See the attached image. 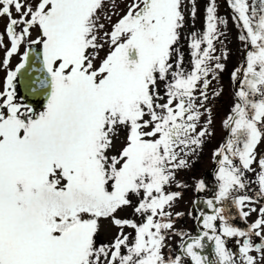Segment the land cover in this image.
<instances>
[{"label":"snow or ice","instance_id":"obj_1","mask_svg":"<svg viewBox=\"0 0 264 264\" xmlns=\"http://www.w3.org/2000/svg\"><path fill=\"white\" fill-rule=\"evenodd\" d=\"M180 5L130 0L126 11L106 14L105 0H0V18L7 17L0 33V67L6 70L0 90V264H186L183 257L191 264H264V207H249L253 197L235 195L248 187L245 173L251 172L264 197V158L256 154L264 142V0L259 15L256 8L249 13L247 0H231L246 57L233 73L243 78L224 121L230 137L214 154L219 191L215 202L207 201L213 214L204 216L202 235L180 245L181 254L163 251L173 229L166 209L181 195L166 187L175 179L173 169L187 165L181 153L206 135L197 132L202 113L194 93L202 83L206 99L209 74L215 78L224 67L210 66L219 60L212 55L214 6L207 9V31L192 37L193 70H183L182 57L173 63L184 20ZM24 45L21 62L10 69ZM33 46L41 67L28 87L30 95L43 97L36 107L18 100L15 83L30 66ZM204 188L198 181L197 191ZM230 199L242 218L257 213L247 230L230 223L226 207H217ZM126 207L142 222L119 218ZM102 219L119 231L110 243L98 244ZM126 227L134 235L125 234ZM227 238L237 239L239 258ZM205 239L214 242L213 261L201 254Z\"/></svg>","mask_w":264,"mask_h":264},{"label":"rangeland","instance_id":"obj_2","mask_svg":"<svg viewBox=\"0 0 264 264\" xmlns=\"http://www.w3.org/2000/svg\"><path fill=\"white\" fill-rule=\"evenodd\" d=\"M130 3V0H115L116 7H113V0H105V13H122L126 11V5ZM231 3V0H230ZM248 3V1H247ZM249 5V3H248ZM210 6L215 8L216 17V38L213 41L215 51L212 52L214 57H219V60H212L210 66L214 69L215 64L218 62L224 67L222 70H215V78L210 73L208 76L209 86L206 89L207 98L201 95L203 90V84L198 86V90L195 91V103L202 113L197 126V132L206 130V135L202 137V143L200 145H191L186 150L187 154L181 153L182 159L187 161V165L180 168H174L175 179L170 185L166 187L167 192H179L181 193L173 206L166 209L170 212L173 225L177 232L187 231L192 229L193 222L190 208L192 201L196 196H209L215 194V182L212 178V169L218 162L215 157V152L219 147L224 144L227 139L228 128L225 127L224 121L231 114V109L236 103L234 90H239V82L242 81V75L238 74L239 79L232 78V72L237 68H241L244 65V49L245 43L240 40L241 32L237 28L233 16L229 13L224 0H181L180 11L184 17L183 27L179 30L180 39L175 46L178 49L177 53L173 54V63L182 57V68L186 73H190L193 70V57L191 55L192 49L190 47L192 43L193 34L197 38L203 36L207 31L208 24V11ZM260 6V4H259ZM250 8V6H249ZM237 14V13H236ZM238 15V14H237ZM259 15V14H258ZM117 19L116 15H113V21ZM7 18H0V33H3ZM107 23L106 21H102ZM33 32V38L35 37ZM5 43H7V37H5ZM206 45H202V48ZM26 45H24L18 54H15L10 61L9 68L14 69L15 65H18L21 61L23 51ZM103 55V53H101ZM5 56L4 48H0V61ZM246 57V56H245ZM6 76V70L0 67V90H2L3 82ZM234 83V84H233ZM18 89V88H17ZM161 94H164V85L160 86ZM20 97V91H17V98ZM211 121L210 123L208 121ZM123 136H121V139ZM120 146L117 141V147ZM257 158L264 154V142H261L256 148ZM256 167V165H253ZM259 169H257V172ZM217 176V173H216ZM256 175L251 172L245 173V182L248 187L244 190H240L235 195H248L253 197L254 203L249 207L260 208L264 207V197L259 195V185L254 182ZM203 180L205 182V188L197 191V182ZM136 203V198L133 199V204ZM206 205V203L204 204ZM210 214L208 209H204ZM213 211L212 209L210 210ZM244 211H248V208H244ZM177 213L182 215L177 216ZM195 215V213H194ZM117 216L122 219H131L137 223L142 222V217L133 213L132 207H126L117 213ZM249 221L253 222L257 219V213L253 212L249 217ZM191 220V222H190ZM191 225V226H190ZM118 229L114 226L110 220L102 219L100 221V231L97 235V243H110L118 233ZM125 234L134 235V231L131 228L124 229ZM192 232V231H189ZM171 233L170 236H166L164 253L167 255V251L173 245L178 242L177 236ZM202 254V251H201Z\"/></svg>","mask_w":264,"mask_h":264},{"label":"flooded vegetation","instance_id":"obj_3","mask_svg":"<svg viewBox=\"0 0 264 264\" xmlns=\"http://www.w3.org/2000/svg\"><path fill=\"white\" fill-rule=\"evenodd\" d=\"M33 47H35V46H33ZM26 48H27V45H26L25 49ZM16 66L17 65H15V67ZM15 67H14V69H15ZM15 83H16V89L18 88L17 91L18 90L20 91V87L18 84V78H17ZM18 100L23 103L21 91H20V97L18 98ZM34 101H36V100H33V101L28 100L26 103L30 104L33 107H36V105L33 103ZM37 110H41V109H37ZM225 142H226V139L224 141V144H225ZM218 168H219V164L217 162L214 165V168L212 169V178H213L215 185H216L215 186V194L209 195V196H196L195 197V199L192 201L191 208H190L191 216H192V218H194L192 220L193 227H192V229L184 231V232H181V231L177 232V230H174L176 226L173 225V229L168 233L167 236H170L171 233H174L173 235L177 236L178 242L176 243V245H174V246L172 245L170 247V249L167 251V255L173 256V255L181 254L180 245L182 243L191 242L190 237L200 236L203 234L204 231H206V229H204V227H203V218L206 215L213 214V211L212 212L210 211L211 208L208 207L207 201L213 200L215 202L216 194L219 191V182H218V180L215 179V174L218 172ZM205 203H206V205H204ZM217 207H226L227 215L230 217V223H232L236 227H239L243 230H247L248 227L252 223L251 221L248 220V218H242L239 215L240 209L237 208V206L231 202V199L223 202V204L217 205ZM204 209H208L210 214H208L207 211H205ZM194 213H195V215H194ZM190 222H191V220H190ZM189 231H192V232H189ZM177 233H185L186 235H184L182 237L181 235H178ZM253 241L255 243H260V238L253 237ZM203 243H204V248L202 250V255L205 256L209 261L215 260L216 257H215V252H214V242L205 239L203 241ZM226 246L228 247V249L230 251L234 252V254L239 258V247H240V245L237 243L236 238H227ZM252 254L257 256V259L259 261V253L253 252ZM183 258L185 259L186 264H191L190 258H188V257H183Z\"/></svg>","mask_w":264,"mask_h":264},{"label":"water","instance_id":"obj_4","mask_svg":"<svg viewBox=\"0 0 264 264\" xmlns=\"http://www.w3.org/2000/svg\"><path fill=\"white\" fill-rule=\"evenodd\" d=\"M227 3L228 0H225ZM37 52L38 50L36 47H33V52L31 53V59H30V66L26 65V68L21 70V74H18V84L21 90V94L23 96V100L27 102L28 100H43V97H37L35 95H30V90L28 87V84L30 83L29 78L31 77L33 80L36 76H39L40 73L38 69L41 67L40 61L37 58ZM236 96V92H235Z\"/></svg>","mask_w":264,"mask_h":264},{"label":"trees","instance_id":"obj_5","mask_svg":"<svg viewBox=\"0 0 264 264\" xmlns=\"http://www.w3.org/2000/svg\"><path fill=\"white\" fill-rule=\"evenodd\" d=\"M248 1V3H249V6H251L250 8H249V13H251V11H252V8H256V10H257V14H261L260 13V6H259V4H260V0H247ZM234 21H235V23H236V26H237V28L240 30V32H241V34H244V30H243V28H242V25H241V27H239V25H238V23H237V21L235 20V19H233ZM246 48V47H245ZM235 71H233L232 72V78H233V73H234ZM254 182H256V179L254 178Z\"/></svg>","mask_w":264,"mask_h":264}]
</instances>
